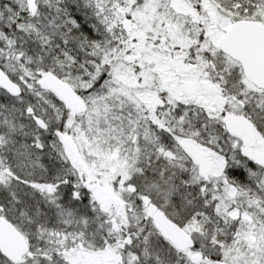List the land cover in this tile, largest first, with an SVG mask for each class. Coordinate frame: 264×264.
I'll return each instance as SVG.
<instances>
[{
    "label": "snow or ice",
    "instance_id": "6c2138e0",
    "mask_svg": "<svg viewBox=\"0 0 264 264\" xmlns=\"http://www.w3.org/2000/svg\"><path fill=\"white\" fill-rule=\"evenodd\" d=\"M0 264H264V0H0Z\"/></svg>",
    "mask_w": 264,
    "mask_h": 264
}]
</instances>
